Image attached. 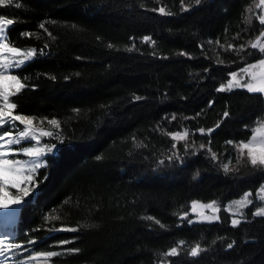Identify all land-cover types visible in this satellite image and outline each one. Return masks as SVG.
<instances>
[{
  "label": "trees",
  "instance_id": "obj_1",
  "mask_svg": "<svg viewBox=\"0 0 264 264\" xmlns=\"http://www.w3.org/2000/svg\"><path fill=\"white\" fill-rule=\"evenodd\" d=\"M16 2L22 7H0V15L15 21L10 41L22 49L49 46L47 55L17 70L29 78L24 81L29 87L12 98L16 112L37 117V129L58 131L39 118L61 124L59 135L41 137L42 144H56L57 150L44 157L47 167L39 170L48 177L41 194L25 199L29 202L20 207L12 229L9 241L25 245L16 251L19 258L27 259L31 249L63 253L54 264H264V218L247 214L233 228L221 207L264 183V172L236 165L237 153L226 144L246 140L264 121V98L240 90L216 92L230 72L261 58L256 50L248 49L252 56L237 55L215 43L227 47L255 39L260 26L254 18L252 25L243 20L253 0H202L199 6L184 0L188 12L181 10L180 0ZM161 5L174 14L162 17L147 10ZM45 21H56L45 24L55 39L38 27ZM24 31L34 35L24 37ZM144 36L155 44L142 42ZM133 43L136 48L128 52ZM181 51L193 58L178 55ZM135 96L143 99L135 101ZM225 110L230 116L211 137L220 157L214 163L207 151L209 137L197 129L214 127ZM185 129L192 133L189 144L206 148L193 155L181 141L173 150L165 133ZM174 151L182 160L168 159ZM223 163L234 170L225 174ZM192 201H216L220 220L181 221L185 212L192 218ZM50 213L60 219L46 222ZM149 215L164 227L141 219ZM62 224L80 226V231H49ZM30 238L35 246L26 243ZM64 239L74 242L61 246ZM181 240L185 244L178 257L162 255ZM197 243L205 251L193 259L187 252ZM71 248L80 252L69 254Z\"/></svg>",
  "mask_w": 264,
  "mask_h": 264
},
{
  "label": "snow or ice",
  "instance_id": "obj_2",
  "mask_svg": "<svg viewBox=\"0 0 264 264\" xmlns=\"http://www.w3.org/2000/svg\"><path fill=\"white\" fill-rule=\"evenodd\" d=\"M159 3V0H157ZM181 10L183 12L190 11V7L185 5L184 0H180ZM202 0H194V5H201ZM14 6L19 9L22 7V3L16 2V0H0V7ZM144 7V5H141ZM255 9V11H254ZM148 11H153L158 13L160 16H171L174 13L168 11L165 5H161L158 8L147 9ZM245 14L243 16L244 23L252 25L253 18L260 26L259 34L253 40H249L247 44H221L219 40L215 43L224 51L236 52L237 55L240 53H247L249 56L254 55L253 52H248V49L256 50L261 54V58L254 62L247 63L244 67L239 68L237 71H232L228 74L229 78L226 83H221L217 88L218 93H233L237 90L244 91L250 96L258 94L260 97H264V0H253L252 5L248 6L244 10ZM51 22L56 23V21H45L39 24V28L47 32L48 36L52 39L55 37L50 31L45 27V24ZM15 23L13 18H7L5 15H0V209H8L11 206H20L22 204L28 203L25 197L30 199L37 198L40 194V185L47 180V175L40 173L38 170L47 167V162L44 161V157L48 155H55L57 150L56 144H42L41 137H53L59 135V129L61 127L60 121L56 118H39L40 123L43 124L45 121L47 124L51 125L53 128L57 129L56 133L52 131H45L43 129H37L35 126V121L37 117L31 115H25L17 113L18 103L12 98L18 96L29 87L24 81L28 80V77H21L19 72L16 70H23L26 66L31 63L38 55L43 56L48 53L44 49L48 48V44L44 45V49H36L34 47H27L22 49L20 47L14 46L10 41V26ZM76 27V25H73ZM227 31V30H226ZM24 37L31 38L34 33L24 31L21 33ZM239 37H234L236 39ZM130 40H135L134 37H130ZM142 42L149 43L150 46L155 44V41L149 37L144 36ZM212 44L213 41H208ZM109 48L113 45L109 44ZM203 48V46H200ZM136 48L135 43L130 47H127L128 52H132ZM180 56H186L189 59L193 57L181 51L178 53ZM77 59H82L77 57ZM163 59H168V57H163ZM219 63L223 64V60H219ZM208 71V69H205ZM76 75H79L77 73ZM55 80V77H49ZM70 79V77H65V80ZM34 88V86H33ZM143 97L135 96V101L142 100ZM213 101H209V107L211 108ZM75 113H79V109H73ZM197 116L200 113L196 114ZM230 116V112L225 110L220 120L217 121L214 127L210 128H198L197 131L201 135H207L209 137L207 142V151L210 155V159L215 163L218 162L220 157L215 151L212 150V135L215 133L216 129L221 127V124L225 118ZM175 116L171 119L175 120ZM186 119H191L186 117ZM18 122V123H17ZM20 126H23L20 128ZM248 128V125H245ZM165 135L169 136L173 141L171 147L173 150L177 149L178 142L183 141L185 146V152L187 153L189 148H192V154L196 155L199 150L206 148L204 143L199 145V149H196L195 144H189L188 138L192 133L185 129L176 132H166ZM34 142V143H33ZM61 143L63 141L61 140ZM226 144L231 145L235 149L236 165H247L252 169H257L264 172V121H260L258 126L252 129V135L240 141L227 140ZM28 145V146H25ZM19 146V147H14ZM141 145L137 144V147ZM22 155L27 157V159L15 158ZM173 158L182 160V157L176 154L174 151L172 156L168 159L171 161ZM97 159H100L97 157ZM163 163V162H161ZM225 174L233 171L234 168L230 167L229 163H223L220 165ZM238 170V169H235ZM41 176L43 177L41 179ZM15 189V193L12 192ZM31 194V195H30ZM256 198L261 202H264V184H261L260 188L255 193ZM253 193L245 192L242 198L233 201L224 210L228 211L233 217L239 216L241 218L231 219V226L236 228L241 225L243 218V210L248 208L253 204L252 200ZM65 204L68 201H64ZM211 210L212 214L208 215L204 211L196 213L197 219H190L188 213L185 212L179 217L181 221H186L188 225L194 223H214L220 220L218 213L221 211L220 206L216 201L210 203H201L198 201L191 202V209L195 212L196 209ZM254 217L264 218V206L256 208L252 212ZM60 217L52 215L44 217L46 222H51L59 220ZM141 219H146L149 221H154L156 224H160L159 220H156L153 216L141 217ZM161 227L164 225L160 224ZM39 231V229H36ZM52 233L60 232H72L76 233L80 231V226H68L61 225L59 227H52L49 229ZM74 240L64 239L61 241V246L68 243H72ZM28 245L35 246L37 241L35 239H28L26 242ZM215 243V242H214ZM185 242L183 240L179 241L176 246L169 248L162 255L164 257H178L180 251L183 248ZM233 243L227 245V249H232ZM25 245L21 243L10 242L8 237L0 239V257L8 259L9 253H15L17 250L24 248ZM205 249L199 244H195L187 252V255L193 259L199 257ZM30 254L27 259H20L16 261V264H33V262L43 261V264H54L53 258L62 255L63 253L58 251H34L29 249ZM69 254H77L80 252L79 248L67 249ZM0 264H3L0 261ZM160 264H174V261L162 260Z\"/></svg>",
  "mask_w": 264,
  "mask_h": 264
},
{
  "label": "rangeland",
  "instance_id": "obj_3",
  "mask_svg": "<svg viewBox=\"0 0 264 264\" xmlns=\"http://www.w3.org/2000/svg\"><path fill=\"white\" fill-rule=\"evenodd\" d=\"M227 81V80H226ZM226 81L225 82H223V83H226ZM264 98V97H263ZM15 147V146H14ZM20 157L23 159V156L22 155H20ZM24 159H27V157H24ZM42 169V168H41ZM40 169V170H41ZM264 184V183H263ZM261 186V185H260ZM260 186H259V188H260ZM258 188V189H259ZM257 189V190H258ZM257 190L253 193V196H252V200H253V204L252 205H250L248 208H246V209H244L243 210V218H242V221L245 219L244 217L247 215V214H251L252 215V212H254L255 210H256V208H258V207H261V206H264V202H261L260 200H258L257 198H256V195H255V193L257 192ZM247 192H251V191H247ZM31 195V194H30ZM242 196H243V194L240 196V197H238V198H235V199H231V200H227V201H225L224 203H223V205L221 206L222 207V209L224 210L228 205H230L233 201H235V200H237V199H240V198H242ZM29 197H25V199H28ZM198 202H201V201H198ZM210 202H212V201H210ZM210 202H201V203H210ZM21 206V205H20ZM20 206H12V207H10L9 209H8V213L7 214H5V215H7V222H8V224L12 227L13 225H14V219L16 218V216H17V213H18V209L20 208ZM220 206V205H219ZM220 207V208H221ZM201 211H204L206 214H208V215H211L212 214V212H211V210H202V209H196L195 210V212H193V210L191 209V203H190V210H189V214L190 215H192V218L191 219H193V220H196L197 219V215H196V213H199V212H201ZM225 211V210H224ZM229 216H230V223H231V219H233V218H241V217H239V216H236V217H233L228 211H225ZM3 214V213H2ZM219 214V213H218ZM253 216V215H252ZM2 234V233H1ZM4 237H8V239H9V234H6V235H3V237L2 238H0V239H3ZM8 256H9V258L8 259H5L4 257H0V260H3L4 261V263L3 264H16V261L19 259L18 257V255H17V253L15 252V253H9L8 254ZM42 263V260L41 261H39V262H33V264H41Z\"/></svg>",
  "mask_w": 264,
  "mask_h": 264
},
{
  "label": "bare ground",
  "instance_id": "obj_4",
  "mask_svg": "<svg viewBox=\"0 0 264 264\" xmlns=\"http://www.w3.org/2000/svg\"><path fill=\"white\" fill-rule=\"evenodd\" d=\"M16 147V146H15ZM15 158H21L20 156H17V157H15ZM12 192L13 193H15V189H12ZM12 207V206H11ZM9 209V208H8ZM8 209H1V213H3V214H7L8 213ZM0 261H2L3 263H4V261L3 260H0Z\"/></svg>",
  "mask_w": 264,
  "mask_h": 264
}]
</instances>
